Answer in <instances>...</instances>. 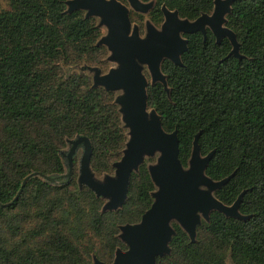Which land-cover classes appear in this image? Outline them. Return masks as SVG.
I'll return each instance as SVG.
<instances>
[{
    "label": "trees",
    "instance_id": "1",
    "mask_svg": "<svg viewBox=\"0 0 264 264\" xmlns=\"http://www.w3.org/2000/svg\"><path fill=\"white\" fill-rule=\"evenodd\" d=\"M67 1L8 0L0 10V264L112 263L127 249L119 227L139 222L154 201L153 159L132 174L124 206L103 212L105 200L79 186L76 157L71 178L33 176L15 199L28 175L68 172L69 140L90 138L98 176L114 173L128 141L115 93L94 87L82 69L110 68L98 44L105 31L86 11L68 12ZM164 4L190 20L214 9V0H157L149 14L156 25ZM227 19L242 57L230 55L227 37L189 35L183 65H162L170 92L156 83L148 98L164 129L177 131L184 166L200 133L201 153L214 151L207 175H232L216 197L232 205L246 191L240 212L248 218L214 211L195 242L174 223L171 253L158 264H264V0L234 1Z\"/></svg>",
    "mask_w": 264,
    "mask_h": 264
},
{
    "label": "water",
    "instance_id": "2",
    "mask_svg": "<svg viewBox=\"0 0 264 264\" xmlns=\"http://www.w3.org/2000/svg\"><path fill=\"white\" fill-rule=\"evenodd\" d=\"M137 12L148 14L156 0H128ZM236 0H214L211 14L203 13L195 20L182 18L178 10L162 5L165 20L161 28L150 20L146 21V35L133 25L130 8L120 0H68V12L86 11L87 17H97L99 26L107 30L99 45L109 51L107 61L110 68L103 72L97 66H85L93 76L94 87H103L115 93V104L119 106L123 126L127 130L128 141L121 159L113 164L114 173L98 176L91 167L93 146L89 137L79 136L69 140V148L62 152L66 157L68 172L61 176L44 175L34 172L28 175L15 199L33 176H42L51 183H58L60 177L71 178L74 158L82 149L79 159L78 183L87 186L97 197L105 200L103 212L121 209L128 199L131 177L138 172L145 161L154 183L151 192L154 199L150 209L134 224L119 227V238L127 249H117L112 263L94 257L93 264H158L157 258L171 253L170 243L176 234L174 223L178 224L190 237L197 239V228L203 221H210L214 211L227 217L247 219L240 212L243 191L232 205H227L216 197V192L231 178L214 180L206 170L213 156L201 153L199 135L195 136L187 166L182 163L179 153L177 131L167 132L161 115L151 108L148 87L162 83L170 92L167 76L162 65L169 60L175 65H183L182 55L188 50L186 36L202 33L207 36L212 31L219 43L227 37L233 46L230 55L241 58L240 44L235 32L227 26V16ZM186 35V36H185ZM115 64V65H114ZM148 70L150 79L145 73Z\"/></svg>",
    "mask_w": 264,
    "mask_h": 264
},
{
    "label": "flooded vegetation",
    "instance_id": "3",
    "mask_svg": "<svg viewBox=\"0 0 264 264\" xmlns=\"http://www.w3.org/2000/svg\"><path fill=\"white\" fill-rule=\"evenodd\" d=\"M122 3H124L125 5H127L129 8H130V18H131V21H132V24L133 25H137L138 27H139V29H140V34H141V36H145L146 35V21L147 20H150L153 24H154V22L149 18V14L151 13V11L154 9H152L148 14H143V13H140V12H137V11H135L131 6H130V4H129V1L128 0H120ZM143 2H150L151 0H149V1H144V0H142ZM156 3H157V0H156V2H155V5H156ZM155 7V6H154ZM162 9V8H161ZM163 12V11H162ZM132 14H137V15H142L143 17H144V20L143 21H141V20H138V19H133L132 18ZM164 20H165V17H164V13H163V21H162V23L160 24V25H156V24H154L156 27H158V28H161L162 27V24H163V22H164ZM143 25H145V30L143 31L142 30V26ZM186 36V35H185ZM187 38H188V36H186ZM189 39V38H188ZM145 73H146V75L148 76V75H150L149 74V72H148V70L146 69L145 70ZM149 78V77H148Z\"/></svg>",
    "mask_w": 264,
    "mask_h": 264
},
{
    "label": "rangeland",
    "instance_id": "4",
    "mask_svg": "<svg viewBox=\"0 0 264 264\" xmlns=\"http://www.w3.org/2000/svg\"><path fill=\"white\" fill-rule=\"evenodd\" d=\"M8 0H0V10L1 9H5V8H8ZM142 30L144 31L145 30V25L142 26ZM104 31L107 33V30L104 29ZM115 65V64H114ZM149 79H150V75H148ZM81 154H82V149L79 150L77 156H76V159L77 161L80 159L81 157ZM79 170V169H78ZM101 177V176H100ZM102 178V177H101Z\"/></svg>",
    "mask_w": 264,
    "mask_h": 264
}]
</instances>
